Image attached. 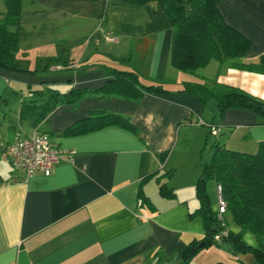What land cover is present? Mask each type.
Listing matches in <instances>:
<instances>
[{
  "label": "crops",
  "instance_id": "crops-1",
  "mask_svg": "<svg viewBox=\"0 0 264 264\" xmlns=\"http://www.w3.org/2000/svg\"><path fill=\"white\" fill-rule=\"evenodd\" d=\"M217 9L249 40L246 60L264 55V0H222ZM21 22L17 58L36 71L0 69V264L186 262L182 251L203 241L205 230L201 217L191 215L196 195L179 192L172 178L181 152L189 142L198 152L205 129L195 125L208 128L206 137L221 134L215 140L219 144L254 151L264 140V123L246 108L221 111L216 88L210 87L216 79L264 99V74L215 60L212 74L204 72L211 62L197 74L170 66L172 26L157 2L22 0ZM104 35L117 39L108 42ZM129 55L127 62L119 60ZM53 56L68 65L44 68ZM109 67L132 68L143 82L165 90L138 99L102 95L94 89L107 79ZM71 88L83 91L72 102L53 103L59 98L54 91ZM217 109L221 117L215 121ZM106 112L122 115L130 125L65 133L73 123ZM208 124L218 131L211 133ZM36 131L48 133L52 144L67 153L49 175L35 171L23 181L3 150L16 133ZM208 159L189 162L186 175L197 178L201 160ZM162 183L172 196L159 192ZM141 195L152 205L142 204ZM227 226L239 230L233 222ZM243 239L256 244L249 232Z\"/></svg>",
  "mask_w": 264,
  "mask_h": 264
},
{
  "label": "trees",
  "instance_id": "trees-1",
  "mask_svg": "<svg viewBox=\"0 0 264 264\" xmlns=\"http://www.w3.org/2000/svg\"><path fill=\"white\" fill-rule=\"evenodd\" d=\"M121 1L137 6L157 2L161 6L172 26L169 65L176 70L197 74L199 69L215 60L219 63L229 62L232 68L264 74V55L257 61L246 60L249 40L223 21L217 9L222 0ZM3 4L4 10L0 12V69L35 73L36 69L23 67L17 58L19 33L22 29V0H3ZM129 59L130 55L119 60L127 62ZM60 63L68 65L62 56H53L46 61L44 68ZM106 75L104 83L94 89L102 95L118 94L138 99L145 92L165 90L161 84L143 82L132 68L109 67ZM211 81L210 90L213 92L216 88L215 97L221 111L230 107L246 108L256 114L259 123H264V99L216 79ZM82 91L80 88H71L62 94L54 91L52 94L59 98L53 103L72 102ZM114 123L130 125L122 115L106 112L73 123L65 129V133L84 132ZM171 172L172 170H168L167 174L170 175ZM208 180L221 186V196L225 203L221 214L218 207L216 210L211 208L206 189ZM159 192L165 196L173 195V190L165 183L160 184ZM195 195L198 206L191 215L198 214L202 219L204 246L226 242L231 254H246L252 257L253 264H264V140L258 141L254 151L231 149L215 141L210 158L201 160V169L195 182ZM141 203L152 205L146 195H141ZM229 222L235 223L239 230L234 232L228 229ZM223 231L226 233L219 239H214L216 234ZM246 232L253 235L256 244H248L243 239Z\"/></svg>",
  "mask_w": 264,
  "mask_h": 264
},
{
  "label": "rangeland",
  "instance_id": "rangeland-1",
  "mask_svg": "<svg viewBox=\"0 0 264 264\" xmlns=\"http://www.w3.org/2000/svg\"><path fill=\"white\" fill-rule=\"evenodd\" d=\"M104 38V36H103ZM65 57V56H64ZM63 58V57H62ZM215 62H211L210 66L206 68V71L209 74L213 73V65ZM202 69H199L198 72L202 73ZM221 117L220 111L217 109L216 115L214 117L217 118L215 121H217ZM198 127H202L205 130V134L203 137V142L201 143L198 152L195 153L191 151L190 142L188 143V146H185L183 148V151L180 155V167L174 171L172 178H177L176 182L178 183L179 192H183L184 194L188 195L190 193H193L195 195V185L194 181L197 179L196 174L193 175V178L191 175H186L187 169L189 168L188 163L192 162L194 160L196 162L197 160H200L202 158L208 159L210 156V152H212V145L214 141L221 136L214 137L213 135H210L206 137L207 133V127H204L202 125H195ZM196 135L194 134V137ZM225 139H222V142H224ZM187 144V143H186ZM195 170V169H194ZM200 172V171H199ZM189 173L194 174V171H190ZM186 175V176H185ZM192 179H194L192 181ZM196 182V181H195ZM206 189L209 195L210 204L216 203V206H218V197L216 192V185L213 180H208L206 182ZM183 264H215L216 262L225 263V264H251L248 255L242 254L235 256L230 253L228 244L226 242H214L210 243L206 246L200 247L196 250V252L187 260H185Z\"/></svg>",
  "mask_w": 264,
  "mask_h": 264
},
{
  "label": "built area",
  "instance_id": "built-area-1",
  "mask_svg": "<svg viewBox=\"0 0 264 264\" xmlns=\"http://www.w3.org/2000/svg\"><path fill=\"white\" fill-rule=\"evenodd\" d=\"M117 37L104 35V40L108 42L116 41ZM211 133L218 131L216 125L208 124ZM64 150L54 146L48 133L36 131L30 135L16 133L14 139L3 150L4 158L10 163L12 169H20L23 181L27 180L35 171H41L44 175H49L52 165L59 161L64 155ZM218 197L219 214L224 212L225 203L221 196V186H216ZM226 233L220 232L214 236L219 239Z\"/></svg>",
  "mask_w": 264,
  "mask_h": 264
},
{
  "label": "water",
  "instance_id": "water-1",
  "mask_svg": "<svg viewBox=\"0 0 264 264\" xmlns=\"http://www.w3.org/2000/svg\"><path fill=\"white\" fill-rule=\"evenodd\" d=\"M202 246H204V241L199 242L197 244V246L191 245V246L186 247L182 251V254H181L182 255V258L186 259V258L191 257L195 253V251L197 250V248L202 247Z\"/></svg>",
  "mask_w": 264,
  "mask_h": 264
},
{
  "label": "clouds",
  "instance_id": "clouds-1",
  "mask_svg": "<svg viewBox=\"0 0 264 264\" xmlns=\"http://www.w3.org/2000/svg\"><path fill=\"white\" fill-rule=\"evenodd\" d=\"M247 242H248V243H252V241H251V240H248Z\"/></svg>",
  "mask_w": 264,
  "mask_h": 264
}]
</instances>
